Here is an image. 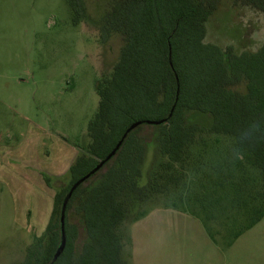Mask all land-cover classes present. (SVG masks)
<instances>
[{
    "label": "rangeland",
    "instance_id": "1",
    "mask_svg": "<svg viewBox=\"0 0 264 264\" xmlns=\"http://www.w3.org/2000/svg\"><path fill=\"white\" fill-rule=\"evenodd\" d=\"M83 1L86 10L75 23L70 0H0V264H28V248L47 225L55 187L89 141L88 124L99 103L96 83L120 55L119 35L100 39L108 0ZM206 27L205 42L237 51H255L264 41V15L233 0H219ZM187 121L206 130L182 159L169 164L164 158L155 177L162 158L156 144L148 147L139 184L152 181L156 190L128 204L118 228L124 263L264 264V213L259 207L238 215L227 199L233 190L227 176L238 186L245 174L244 198L251 202L260 171L240 162L229 136L207 130L209 115L187 112ZM37 131L45 137L33 142ZM53 137L71 146L67 163L57 165L58 151L50 166H38L37 151L51 154L44 143ZM44 173L53 186L43 184ZM218 207L226 211L219 214Z\"/></svg>",
    "mask_w": 264,
    "mask_h": 264
},
{
    "label": "trees",
    "instance_id": "2",
    "mask_svg": "<svg viewBox=\"0 0 264 264\" xmlns=\"http://www.w3.org/2000/svg\"><path fill=\"white\" fill-rule=\"evenodd\" d=\"M233 2L264 15V0ZM218 3L108 0L100 39L106 42L119 35L120 55L111 73L96 83L99 103L88 124L89 141L69 167L66 180L55 187L47 225L28 248V264H125L118 228L129 202L148 198L156 185L139 184L148 147L156 144L162 158L152 170L155 177L164 158L169 164L179 161L197 134L206 130L188 123L187 112L209 115L212 123L207 130L229 136L240 162L260 171V189L251 191V202L244 198L248 177L242 174L236 186L233 175H228L232 178L228 184L233 185L228 203L238 215L259 207L264 213V41L255 51L205 42L206 23ZM70 5L78 23L85 3L70 0ZM137 122L115 154L73 191L65 209L66 246L53 261L61 243L60 216L68 192ZM44 179L53 186L52 177ZM216 209L219 214L226 211Z\"/></svg>",
    "mask_w": 264,
    "mask_h": 264
},
{
    "label": "crops",
    "instance_id": "3",
    "mask_svg": "<svg viewBox=\"0 0 264 264\" xmlns=\"http://www.w3.org/2000/svg\"><path fill=\"white\" fill-rule=\"evenodd\" d=\"M39 136H35L34 138H33V142H36L37 141V137H38V140L39 139H42V136L44 135V137H45V134H43L41 131H37L36 132ZM51 143V144H50ZM45 145H48L49 146V148H50V150H52L51 151V154H49L48 156H45L43 153H41L40 151L38 152L37 151V156L36 155H31V157L33 158L34 156H36V159H37V165L38 166H42V163H44V165L45 166H50V163L49 162H52L53 160L54 161H56V153L59 151H61V156H62V158H61V161H59V162H57V165L58 164H61L62 166L65 164V163H67V160H66V157H67V155L69 154V147H71V146H69L68 144H66L65 143V141H62V140H60V139H58L57 137H53V141L52 142H49V144L48 143H44ZM55 154V155H54ZM73 163V162H72ZM71 163V164H72ZM71 164L69 165V167L71 166ZM69 167H68V169H69ZM49 171L51 170V169H48ZM44 175H46L45 173L44 174H42V177H43V180H44V183L41 181V179H40V181H39V184H41L40 186H42V183L43 184H46L47 185V183H46V181H45V179H44ZM50 175V174H49ZM48 176V175H47ZM40 178V177H39ZM48 186V185H47ZM49 187V186H48ZM41 188V187H40ZM42 189V188H41ZM54 198V197H53ZM52 207H53V203H52ZM52 207H51V210H52ZM51 210H50V213H51ZM50 216V215H49ZM49 220V219H48Z\"/></svg>",
    "mask_w": 264,
    "mask_h": 264
},
{
    "label": "water",
    "instance_id": "4",
    "mask_svg": "<svg viewBox=\"0 0 264 264\" xmlns=\"http://www.w3.org/2000/svg\"><path fill=\"white\" fill-rule=\"evenodd\" d=\"M147 123H161V121H146ZM139 124V122L133 124L132 126H130L127 131L125 132L124 136L121 138V140L118 142V144L115 146V148L110 152V154H108V156L104 159L101 160L99 162V164L94 168V170H92L91 172H89L88 174H86L83 178H81L80 180H78L70 189V191L68 192L64 203H63V208H62V212H61V216H60V230H61V243L54 255L53 261H55L64 251L65 246H66V232H65V209H66V205L68 200L70 199L73 191L77 188V186L83 181L85 180L87 177H89L93 172H95L96 170H98L99 168H101L104 163L109 160L114 154L115 152L118 150V148L120 147V145L123 142V139L125 138L126 134L135 126Z\"/></svg>",
    "mask_w": 264,
    "mask_h": 264
}]
</instances>
